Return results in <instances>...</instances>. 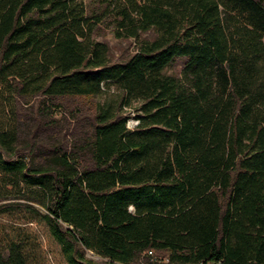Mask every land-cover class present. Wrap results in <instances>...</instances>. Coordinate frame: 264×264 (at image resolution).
Listing matches in <instances>:
<instances>
[{
	"label": "trees",
	"instance_id": "1",
	"mask_svg": "<svg viewBox=\"0 0 264 264\" xmlns=\"http://www.w3.org/2000/svg\"><path fill=\"white\" fill-rule=\"evenodd\" d=\"M0 95V213L67 264H264V0H0Z\"/></svg>",
	"mask_w": 264,
	"mask_h": 264
},
{
	"label": "rangeland",
	"instance_id": "2",
	"mask_svg": "<svg viewBox=\"0 0 264 264\" xmlns=\"http://www.w3.org/2000/svg\"><path fill=\"white\" fill-rule=\"evenodd\" d=\"M99 38L109 42L114 54L133 46L125 40L113 37L109 31L103 32ZM112 90H116V85H112ZM124 111L133 113L131 108H125ZM8 112L9 103L0 95V125L10 120ZM135 123L136 120L131 117L129 125ZM22 186L26 188L25 184ZM28 205L31 207L0 213V245L10 239L19 240L27 258V264H67L61 244L44 219L46 209L34 202H29ZM87 255L93 259L98 257L92 250H87Z\"/></svg>",
	"mask_w": 264,
	"mask_h": 264
},
{
	"label": "built area",
	"instance_id": "3",
	"mask_svg": "<svg viewBox=\"0 0 264 264\" xmlns=\"http://www.w3.org/2000/svg\"><path fill=\"white\" fill-rule=\"evenodd\" d=\"M149 253L151 254L152 253V251H149ZM142 264V263H141Z\"/></svg>",
	"mask_w": 264,
	"mask_h": 264
}]
</instances>
